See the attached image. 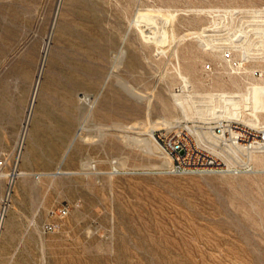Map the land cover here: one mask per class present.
Here are the masks:
<instances>
[{"label":"rangeland","instance_id":"obj_1","mask_svg":"<svg viewBox=\"0 0 264 264\" xmlns=\"http://www.w3.org/2000/svg\"><path fill=\"white\" fill-rule=\"evenodd\" d=\"M259 82L264 0H0V158L28 172L0 264H264V154L248 174H175L163 147L213 120L209 93Z\"/></svg>","mask_w":264,"mask_h":264},{"label":"built area","instance_id":"obj_2","mask_svg":"<svg viewBox=\"0 0 264 264\" xmlns=\"http://www.w3.org/2000/svg\"><path fill=\"white\" fill-rule=\"evenodd\" d=\"M224 57L233 60L229 52H225ZM206 69L210 70L211 64H207ZM163 147L173 158L169 171L175 174H248L256 169V155L264 154V126L235 119L179 122L165 136ZM216 150L221 151L220 156L214 155ZM7 164L6 157L0 158L1 218L4 217L11 188L19 174L17 162L11 166L9 172L4 173ZM2 176L7 178L4 188ZM66 213V207L59 209L60 215ZM51 225L47 229L52 228Z\"/></svg>","mask_w":264,"mask_h":264},{"label":"bare ground","instance_id":"obj_3","mask_svg":"<svg viewBox=\"0 0 264 264\" xmlns=\"http://www.w3.org/2000/svg\"><path fill=\"white\" fill-rule=\"evenodd\" d=\"M245 54L246 52L244 50L242 52V55ZM185 85H187V83H185ZM208 95H209L208 99L204 100V105H206V107L196 108L197 116L199 118H204V119L213 118V120L235 119V120L244 121L248 124L255 126H264V123L261 121L260 115L257 112L264 109V82L250 83L246 86L245 90H240L236 92H228V91L211 92ZM175 99L183 111V117L186 119L193 117L190 114H188L187 110L185 109L182 96L176 95ZM219 102H221V105ZM242 102L245 105V109L249 110L251 116H247V117L243 116V112L240 107ZM205 121H209V120H205ZM163 122L165 123V125L169 124L171 126V124H173V120L164 119ZM149 135L150 138L144 139L145 141L143 142L144 145L148 148H151L152 146L160 147L161 145H159L157 138L154 136V133L150 131ZM214 155L220 156L221 151L219 150L214 151ZM254 160L256 161V157L254 158ZM27 174L28 172L26 170H21L20 174L18 175L26 176ZM2 220L3 219L0 216V223Z\"/></svg>","mask_w":264,"mask_h":264}]
</instances>
